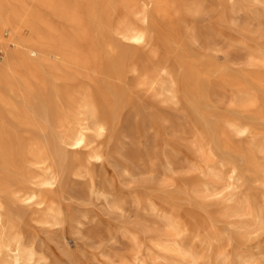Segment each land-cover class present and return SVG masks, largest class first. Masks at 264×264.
Segmentation results:
<instances>
[{"label":"rangeland","instance_id":"rangeland-1","mask_svg":"<svg viewBox=\"0 0 264 264\" xmlns=\"http://www.w3.org/2000/svg\"><path fill=\"white\" fill-rule=\"evenodd\" d=\"M176 2L186 7L178 43L151 29L146 45L114 43L117 60L142 75L128 71L133 97L112 98L113 109L100 113L113 121L108 134L92 136L103 160L82 175L68 166L58 188L62 224L34 220L41 212L7 203L14 216L23 214L26 241L39 255L25 264H264V233L252 222L256 213L243 214L255 198L264 200V183L253 180L247 161L237 160L247 170L232 190L216 195L203 189L209 166L231 161L211 143L182 82L189 56L209 66L211 118L247 153L251 139L233 135L226 119L244 120L249 98L240 99L243 90L264 94L253 81L264 76V0ZM193 2L196 11L187 9ZM163 60L175 76L176 96L161 89V80L149 90L137 86L149 75L145 66ZM174 240L192 247L194 259L163 249Z\"/></svg>","mask_w":264,"mask_h":264},{"label":"bare ground","instance_id":"bare-ground-1","mask_svg":"<svg viewBox=\"0 0 264 264\" xmlns=\"http://www.w3.org/2000/svg\"><path fill=\"white\" fill-rule=\"evenodd\" d=\"M197 3L187 9L196 11ZM184 8L176 0H0V264L39 258L26 241L23 214L14 216L7 203L41 212L34 220L62 224L58 188L68 166L82 175L103 160L92 136L108 134L113 121L102 111L113 109L112 98L133 97L132 87H126L128 71L142 75L135 65L129 69L117 60L114 43L146 45L149 29L178 43ZM189 57L182 62L185 93L200 111L213 146L231 161L222 168L209 166L210 182L203 189L216 195L232 190L247 170L237 160L247 161L253 180L264 183V94L243 90L240 99L249 98L244 120L226 119L233 135L251 139L245 153L208 111L209 66ZM144 73L149 75L137 86L149 90L161 80V89L176 96L168 60L145 66ZM253 81L264 89V76ZM244 213H256L252 222L264 233V200L255 198ZM163 249L182 260L195 257L192 247L176 240Z\"/></svg>","mask_w":264,"mask_h":264}]
</instances>
